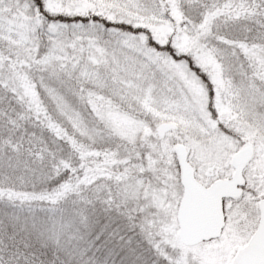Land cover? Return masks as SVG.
Returning <instances> with one entry per match:
<instances>
[{"label": "snow or ice", "instance_id": "obj_1", "mask_svg": "<svg viewBox=\"0 0 264 264\" xmlns=\"http://www.w3.org/2000/svg\"><path fill=\"white\" fill-rule=\"evenodd\" d=\"M0 264H264V0H0Z\"/></svg>", "mask_w": 264, "mask_h": 264}]
</instances>
